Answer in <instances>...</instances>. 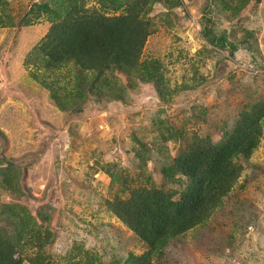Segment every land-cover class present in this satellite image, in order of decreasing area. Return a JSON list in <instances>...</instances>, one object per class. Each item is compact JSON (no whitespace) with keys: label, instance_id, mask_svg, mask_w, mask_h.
I'll use <instances>...</instances> for the list:
<instances>
[{"label":"rangeland","instance_id":"1","mask_svg":"<svg viewBox=\"0 0 264 264\" xmlns=\"http://www.w3.org/2000/svg\"><path fill=\"white\" fill-rule=\"evenodd\" d=\"M44 1L53 7L59 0H0V227L21 224L8 222L7 203H20L42 225L48 241L37 252V235L26 232L21 264H35L31 257L39 264L123 263L147 246L108 202L138 186L178 189L162 167L190 142L221 140L242 109L264 100V0L238 10L223 0H155L140 59L159 65L166 98L161 86L139 81L122 100L89 95L75 110L59 107L38 80V46L52 23L36 5ZM205 13L237 43L233 54L206 41ZM69 73L61 68L45 78L68 88ZM117 77L126 84L124 74ZM259 125L258 144L239 158L228 194L208 219L153 254L155 262L264 264V116Z\"/></svg>","mask_w":264,"mask_h":264},{"label":"trees","instance_id":"2","mask_svg":"<svg viewBox=\"0 0 264 264\" xmlns=\"http://www.w3.org/2000/svg\"><path fill=\"white\" fill-rule=\"evenodd\" d=\"M95 1L103 9L87 6L84 0H59L53 7L47 1L36 4L40 11L50 15L52 22L38 46L41 53L38 61L44 67L38 80L50 89L59 107L71 110L80 109L89 95L122 100L128 88L139 81L161 86L160 95L166 98V84L159 65L140 59L151 32L148 14L155 0ZM247 1L232 4L223 0L222 3L238 10ZM108 7L121 12L109 14ZM206 14H203L202 26L206 41L219 48L227 47L233 54L237 43L229 39L226 29L218 33L216 22ZM61 68L71 71L65 82L70 84L68 88L54 83L56 78H45ZM117 73L127 77L125 85L119 82ZM239 114L234 127L226 130L221 140L202 138L190 142L186 151L162 167L166 181L179 185L178 189L138 186L127 198L116 196L108 202L109 208L147 246L143 254L129 253L123 263L117 264H160L152 259L153 254H162L171 238L210 217L240 176L239 158L249 157L258 144L264 100L253 103L250 109H242ZM19 208L23 209L21 214ZM2 209L11 217L8 222L17 220L21 224L8 232L0 227V264H21L24 255L20 253L27 252L26 232L37 235V252L48 239L42 235V225L20 203H7ZM39 216L43 221L48 219L40 212ZM31 258L35 264L41 262L38 257Z\"/></svg>","mask_w":264,"mask_h":264}]
</instances>
